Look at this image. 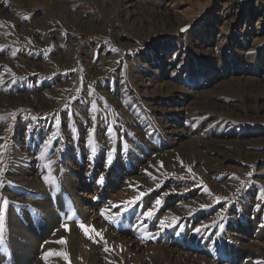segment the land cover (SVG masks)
<instances>
[{"label": "rangeland", "instance_id": "rangeland-1", "mask_svg": "<svg viewBox=\"0 0 264 264\" xmlns=\"http://www.w3.org/2000/svg\"><path fill=\"white\" fill-rule=\"evenodd\" d=\"M0 146V264H264V0H0Z\"/></svg>", "mask_w": 264, "mask_h": 264}, {"label": "snow or ice", "instance_id": "snow-or-ice-1", "mask_svg": "<svg viewBox=\"0 0 264 264\" xmlns=\"http://www.w3.org/2000/svg\"><path fill=\"white\" fill-rule=\"evenodd\" d=\"M182 31H183V29H182ZM92 107H93V109H95L96 105L93 104ZM13 115H14V114H13ZM109 131L111 132V129H109ZM91 135H92V132L89 133V136H90V137H91ZM50 144H51V139L46 140L45 143H44L45 148H47ZM2 147H3V146H0V152H2ZM94 152H95V148H93V153H94ZM42 155H43V153H42ZM108 156H109V163H111L112 153L110 152V153L108 154ZM0 171H2V169H0ZM249 175H250V174H249ZM44 180H45V183H46V184H49L50 187H52L53 189H55V188L58 186V183H57L55 177L52 176V175H47V176H45V177H44ZM102 181H103V177L100 178V182H102ZM205 191H207V189H205ZM139 199H140V197L137 196V197H135V198H134L133 200H131V201H126L125 204H126V205H132V204H135L136 201L139 200ZM6 203H7V202L5 201V204H6ZM160 203H161L160 200H157V201H156V205H159ZM102 215H103V212H102ZM153 215H154V213H153L152 210H148V211H146V212L144 213L145 218H151ZM68 219L71 220L72 217H71V216H68ZM113 219H115V217H113ZM2 221H3V218H2V216H0V245H3V242H4V241H3V223H2ZM62 226H64V227L66 228L65 225H62ZM78 226L81 228L82 231H84L85 235L88 236L90 239L92 238V236L89 235L90 232L95 233V235H97V236L100 235V233H99V232H96L95 229L91 228L90 226H85L82 222H78ZM174 226H175V221H174L172 224H168V223H166L163 219H161L160 222H159V225H158V229L162 231V230H165L166 228H170V227H174ZM202 227H206V226H202ZM219 227H220V228H223V225L220 224ZM66 230H67V228H66ZM194 230L197 231V232H199V231L202 230V228H197V229H194ZM217 235H219V233H217ZM102 238H103V237H101V239H102ZM57 242H58V243H63V241H57ZM105 250L107 251V249H105ZM53 254H54V255H61V256L64 257L65 260H67V255H66L65 253H53ZM44 258L46 259L47 256H45Z\"/></svg>", "mask_w": 264, "mask_h": 264}, {"label": "bare ground", "instance_id": "bare-ground-1", "mask_svg": "<svg viewBox=\"0 0 264 264\" xmlns=\"http://www.w3.org/2000/svg\"><path fill=\"white\" fill-rule=\"evenodd\" d=\"M39 188H41L42 190H45L46 189V187L44 188L42 185H37ZM43 206L45 207L46 206V204H48V206H46L45 207V211H46V219H48V220H50V222H51V224H53V225H55V224H58V222H59V218L58 217H56L57 215H55V212L53 211V207H52V203H51V201H49V199H47V200H44L43 202ZM47 220V224H48V226H49V221ZM16 226H17V229H19V228H21L22 226H20V225H17L16 223H14ZM16 228V227H15ZM22 230H25V231H23V233L25 234V238H27V239H32V240H34L33 239V237H38L37 235H34V234H32V231H31V229L29 230L28 228H23V229H20L19 230V232H17V234H21V232H22ZM72 233V232H71ZM63 234V232L62 231H60L59 232V237H55L53 240H50L49 241V244H46L47 246H44L45 247V249L43 250V251H45V252H50V251H53V250H55V247H59L60 246V244L57 242V241H60V239H61V235ZM33 236V237H32ZM68 237L70 238V240H71V242L72 241H74L75 239H73V237H72V234H68ZM37 240V239H36ZM83 243V244H85V240H83L82 238H77L76 240H75V242L74 243ZM116 242V244H118L117 243V241H115ZM86 254H90L91 256L93 255V252H94V247H92V246H90V248H89V251L88 250H86ZM98 257V256H97ZM20 258V257H19ZM25 260L24 261H26V263H28V261L30 260V258H28V256H26L25 258H24ZM98 259V258H97ZM18 262H20L19 264H24V262H22L20 259H19V261ZM39 263V262H38ZM91 263H95V260H93ZM39 264H44V262L43 261H41Z\"/></svg>", "mask_w": 264, "mask_h": 264}]
</instances>
